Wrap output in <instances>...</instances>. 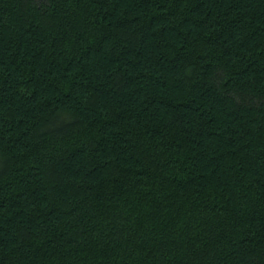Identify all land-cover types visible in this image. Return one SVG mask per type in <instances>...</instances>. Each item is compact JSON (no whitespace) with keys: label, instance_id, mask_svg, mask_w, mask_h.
I'll return each instance as SVG.
<instances>
[{"label":"trees","instance_id":"trees-1","mask_svg":"<svg viewBox=\"0 0 264 264\" xmlns=\"http://www.w3.org/2000/svg\"><path fill=\"white\" fill-rule=\"evenodd\" d=\"M0 264H264V0H0Z\"/></svg>","mask_w":264,"mask_h":264}]
</instances>
